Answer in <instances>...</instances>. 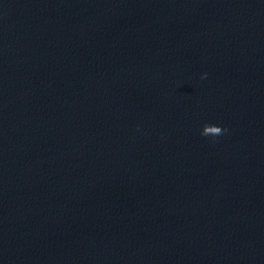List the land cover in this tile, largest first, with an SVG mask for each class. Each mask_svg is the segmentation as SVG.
I'll return each mask as SVG.
<instances>
[{
    "label": "clouds",
    "instance_id": "obj_1",
    "mask_svg": "<svg viewBox=\"0 0 264 264\" xmlns=\"http://www.w3.org/2000/svg\"><path fill=\"white\" fill-rule=\"evenodd\" d=\"M206 76V74H205ZM227 132L226 128H222L220 126H214L213 124H205L203 126V131H201V136L204 137H218Z\"/></svg>",
    "mask_w": 264,
    "mask_h": 264
}]
</instances>
